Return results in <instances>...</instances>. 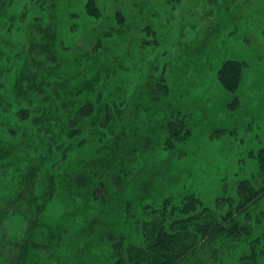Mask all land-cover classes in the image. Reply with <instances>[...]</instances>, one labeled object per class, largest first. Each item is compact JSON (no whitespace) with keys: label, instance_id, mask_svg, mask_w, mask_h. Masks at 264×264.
Segmentation results:
<instances>
[{"label":"rangeland","instance_id":"obj_1","mask_svg":"<svg viewBox=\"0 0 264 264\" xmlns=\"http://www.w3.org/2000/svg\"><path fill=\"white\" fill-rule=\"evenodd\" d=\"M86 2L39 0L46 12L29 6L33 13L22 18V0H0V264H96L98 256L106 264V249L84 239L85 221L130 227L121 214L126 201L157 204L167 193L175 200L193 193L201 208L221 215L264 187V0H96L97 22ZM52 21L62 30L55 39ZM97 23L120 32L99 55L92 50ZM85 50L91 61L80 63ZM227 61L244 63L234 90L218 73ZM161 78L168 91L155 103L149 90ZM88 102L82 131L65 134L61 126ZM107 104L123 113L104 126L99 109ZM173 112L190 134L171 149L161 141ZM48 132L51 139L42 138ZM147 139L154 147L145 149ZM65 150L87 168L121 165L117 198L109 192L103 209L85 199L69 160H58ZM234 217L235 239L218 237L188 260L249 264L242 257L252 255L264 264V194Z\"/></svg>","mask_w":264,"mask_h":264},{"label":"trees","instance_id":"obj_2","mask_svg":"<svg viewBox=\"0 0 264 264\" xmlns=\"http://www.w3.org/2000/svg\"><path fill=\"white\" fill-rule=\"evenodd\" d=\"M33 1L35 2L34 4H32ZM38 1L39 0H22L21 7L18 10L22 18L28 17L33 13L34 8L29 6L38 8L42 13L46 12L44 8L42 9V5L36 3ZM84 7L89 18L95 22L101 19V11L96 0H87ZM71 14L74 17L77 15ZM116 16L119 24H125L123 15L118 13ZM1 17H3L2 14ZM52 22L49 27L50 37L55 39L62 30L57 23ZM72 26L73 25H71V27ZM101 26L102 24L97 23L96 27L99 28V31H97V35H95L93 41L92 50L97 52L96 55H99V52L101 53V51H103L104 45L106 46L104 42L112 40L115 34L120 33L110 26L106 25L107 28L103 26L101 28ZM61 43L64 44L63 42ZM93 51L85 50L84 54L78 56L79 60H81L80 63L90 62ZM44 53L47 54L50 60H55L56 57L51 51H44L43 54ZM69 53H71L70 56L74 55L72 52ZM109 54L110 58H114L117 57L119 52L112 49ZM15 55L18 59L22 58L20 53H16ZM243 66L244 63L241 61H227L224 63L218 73L221 82L225 85V89L227 87L228 90H234V88L238 86L239 79L242 76L241 68ZM167 91V85L164 83L163 78H161L149 90L148 99L158 103L161 97L167 94ZM93 105L94 104L88 102L78 107L75 112L72 113L71 117L66 120L65 123L67 124L61 126L62 131H64L65 134H78L82 131L79 127L80 120L83 117L82 114L87 113L88 116L89 109L93 108ZM99 110L101 116L98 118V121L100 120V124L104 126L113 120L115 123V119L121 117L123 113V108L118 104L113 108L107 104ZM175 113L176 112H173L168 127L162 130L164 134L161 142L164 146H168L171 149L174 148V142L177 139L183 141L188 134H190L189 125L183 123L185 121L178 119L179 117L173 121ZM88 119L91 126L96 125L98 122L92 117ZM113 128V126H110V131L113 132ZM53 133L54 132H48V134L42 136V138L49 140ZM43 134L42 132L41 135ZM161 142H158L155 147L160 146ZM143 144L145 149H147L146 146L150 148L154 147L149 139L145 140ZM30 149L28 152H36V149L31 147ZM178 152L180 155L186 153L183 150ZM258 156V173L261 179L264 180V148L260 151ZM64 159L69 160L67 168L69 170H75L73 174L74 184L80 186L81 189H85V192L83 191L85 199L91 201L93 204L99 205L100 208H104L107 203V195L109 192L114 196L113 199L117 198L116 196L123 188L124 177L126 176L124 175L126 170L123 169L121 165L111 166L112 168H110V166L87 168L77 162V159L71 157L67 150L61 152V159L58 160L62 161ZM111 170H116V172L112 173ZM89 176H91V182H87ZM64 182L65 178L59 179V183ZM248 182L250 181L246 180L239 183L238 189L246 187ZM88 185H90V187H88ZM248 192L249 194L243 195L244 202L240 200L235 211H232L231 207L221 215L215 213V211L209 213L207 209L204 210L203 207L201 208L199 199L193 193L182 196L180 200H175L173 195L167 193L157 204L154 203L152 198V200L145 199L135 204L131 201H126L121 214L125 222L130 221V227L114 230L111 225L100 221L101 219H93V221L90 222L85 221L84 239L86 240L93 236L99 244V247L106 249L104 258L106 264H206L211 260L208 262H205L204 259L190 261L188 257L200 250H208L216 238L224 236L225 234H227L226 237L232 239L238 236V234L235 233V227L237 228L239 225L235 223L234 215L244 213L245 205H248L251 201L254 202L264 194V187L255 193H253L251 189L248 190ZM217 207H220V205L218 204ZM217 216H220L219 222ZM41 249L44 250V248ZM51 252L50 250L49 253ZM49 256L51 260L53 258L55 259L53 255L50 254ZM246 256L247 255H244L242 257L241 262L243 263L247 260L249 264H253L255 261L254 256ZM212 258H214V256ZM86 261L87 262H81L80 264H91V261ZM214 262L215 261H211V264H214ZM96 264H102V259H99V256L97 257ZM216 264H218V261Z\"/></svg>","mask_w":264,"mask_h":264}]
</instances>
